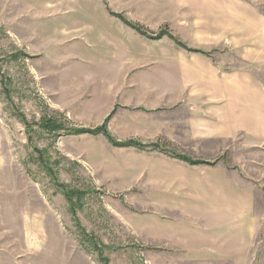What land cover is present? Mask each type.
Returning a JSON list of instances; mask_svg holds the SVG:
<instances>
[{
  "label": "rangeland",
  "instance_id": "rangeland-1",
  "mask_svg": "<svg viewBox=\"0 0 264 264\" xmlns=\"http://www.w3.org/2000/svg\"><path fill=\"white\" fill-rule=\"evenodd\" d=\"M237 13L0 0V264H264V153L238 128L260 28Z\"/></svg>",
  "mask_w": 264,
  "mask_h": 264
},
{
  "label": "crops",
  "instance_id": "crops-1",
  "mask_svg": "<svg viewBox=\"0 0 264 264\" xmlns=\"http://www.w3.org/2000/svg\"><path fill=\"white\" fill-rule=\"evenodd\" d=\"M249 3H257L259 6H263V2L260 0H238V19L242 26L245 27L247 20L249 23H253L258 26V35L253 39L248 38L245 35V30L241 34H238V40L241 44V50L246 54L248 49L247 45L253 41V52L254 58L258 57L261 59L256 68L260 67L259 78L254 74V82H248L247 84L239 82L238 87V128L244 132V135L249 139L254 140L255 148H259L260 153H264V18L260 16L261 11H254L252 18L250 14H246L247 9L251 8ZM257 6L255 5V9ZM255 20V21H254ZM257 34V33H256ZM250 40V41H248ZM159 41V40H158ZM248 43V44H247ZM251 46H249L250 49ZM248 49V50H249ZM257 70H255L256 72ZM240 77H246V72L239 73ZM244 74V75H242ZM140 85L136 89H139V100L138 104L145 105V98L149 97V91L152 89L148 82H145V72H141ZM153 90V89H152ZM148 93V94H147ZM158 96V95H157ZM156 96V97H157ZM160 97V95L158 96ZM230 104L227 105L226 109H229Z\"/></svg>",
  "mask_w": 264,
  "mask_h": 264
},
{
  "label": "trees",
  "instance_id": "trees-1",
  "mask_svg": "<svg viewBox=\"0 0 264 264\" xmlns=\"http://www.w3.org/2000/svg\"><path fill=\"white\" fill-rule=\"evenodd\" d=\"M129 27H131L133 30H135L138 34H140V35H145V37H147V35H146V33L144 34L141 30H140V28L138 27V26H136V25H132V24H129L128 25ZM161 34H166V33H164V32H162V33H160L159 35H157L156 37H152L153 38V41H157L159 38H160V36H161ZM149 39V38H148ZM149 40H151V39H149ZM98 130V129H97ZM111 141H112V143L114 144V145H116V146H128L129 144H127V142L125 141V142H123V143H117V142H115V141H113L112 139H111ZM129 143V142H128Z\"/></svg>",
  "mask_w": 264,
  "mask_h": 264
}]
</instances>
